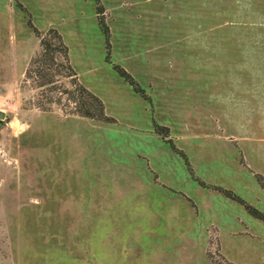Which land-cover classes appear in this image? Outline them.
<instances>
[{"label": "rangeland", "instance_id": "rangeland-1", "mask_svg": "<svg viewBox=\"0 0 264 264\" xmlns=\"http://www.w3.org/2000/svg\"><path fill=\"white\" fill-rule=\"evenodd\" d=\"M216 187L264 213V0H0V264H264Z\"/></svg>", "mask_w": 264, "mask_h": 264}, {"label": "trees", "instance_id": "trees-1", "mask_svg": "<svg viewBox=\"0 0 264 264\" xmlns=\"http://www.w3.org/2000/svg\"><path fill=\"white\" fill-rule=\"evenodd\" d=\"M37 35H40V32L37 29H34ZM54 50H58V52L61 54L63 59L65 60V64L67 65L70 73L74 75L76 79V72L74 71L72 65L69 62L68 58V48L66 44L63 42L61 35L58 31H56L54 28H50L47 30L43 35H40V49L38 52H36L35 56L32 57V61L36 59L37 57L42 58L43 63L47 62L49 59L53 58V52ZM45 69H41L40 76L46 77V79L42 83L51 82L53 81L52 75L49 74V71H44ZM122 74H125V77L129 76L125 71L119 69ZM73 77V78H74ZM74 79V80H75ZM42 83H39L42 84ZM76 91L77 95H75L76 98H78V102H76V113L88 116L96 119H107V115L104 111V105L102 100L93 92L88 90L86 87H84L80 82H76ZM78 104V105H77ZM220 190H223L225 194H227L229 197L240 200L244 203L245 207L255 216L262 219L264 221V213L259 211L258 209L250 206L248 203L243 201L238 195H236L234 192H232L229 189H224L221 187H216Z\"/></svg>", "mask_w": 264, "mask_h": 264}]
</instances>
